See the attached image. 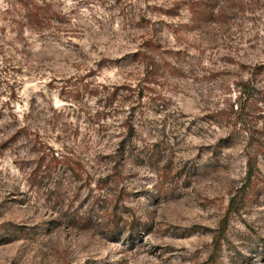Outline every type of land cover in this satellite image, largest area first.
I'll return each instance as SVG.
<instances>
[{
  "label": "rangeland",
  "instance_id": "1",
  "mask_svg": "<svg viewBox=\"0 0 264 264\" xmlns=\"http://www.w3.org/2000/svg\"><path fill=\"white\" fill-rule=\"evenodd\" d=\"M10 1L0 264H264V0Z\"/></svg>",
  "mask_w": 264,
  "mask_h": 264
},
{
  "label": "trees",
  "instance_id": "2",
  "mask_svg": "<svg viewBox=\"0 0 264 264\" xmlns=\"http://www.w3.org/2000/svg\"><path fill=\"white\" fill-rule=\"evenodd\" d=\"M9 3L11 4L12 8H14V10L19 11L21 15L23 11L24 14H23V19L21 21H25V22L27 21V24H31L34 27L46 28V26H50V22L53 21L55 16L58 17L59 15H61V12H57L56 10H54L52 8V4L47 1H43V3H40L38 1H31V0H11ZM151 47L152 44L147 45V49L144 52L152 53ZM147 55L150 56L151 54L146 53V56ZM126 89L128 90V88ZM113 93L116 94L117 91L114 90ZM254 165L255 164L250 163V172H249L250 176H251L250 174L251 170L254 168Z\"/></svg>",
  "mask_w": 264,
  "mask_h": 264
}]
</instances>
